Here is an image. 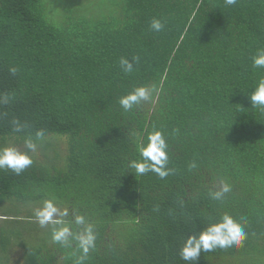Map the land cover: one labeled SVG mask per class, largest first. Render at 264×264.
<instances>
[{"label": "trees", "instance_id": "16d2710c", "mask_svg": "<svg viewBox=\"0 0 264 264\" xmlns=\"http://www.w3.org/2000/svg\"><path fill=\"white\" fill-rule=\"evenodd\" d=\"M43 3L0 0V147L23 151L25 138L45 133L20 175L0 169V206L12 207L0 217L30 220L31 206L52 200L69 209L66 221L83 214L94 225L83 264H186L188 235L228 214L247 234L243 245L202 252L194 264H264V112L250 101L264 79L253 66L264 0H117L106 14L61 23ZM134 56L125 72L121 57ZM140 86L150 99L125 111L120 98ZM13 121L27 128L15 132ZM155 130L172 172L135 176L129 162ZM222 181L231 191L214 200ZM11 233L0 230L5 264L25 243ZM48 234L39 252L26 246L21 264H79L75 242Z\"/></svg>", "mask_w": 264, "mask_h": 264}, {"label": "clouds", "instance_id": "9594fccd", "mask_svg": "<svg viewBox=\"0 0 264 264\" xmlns=\"http://www.w3.org/2000/svg\"><path fill=\"white\" fill-rule=\"evenodd\" d=\"M237 0H225L227 6H233ZM153 31L159 32L164 28V23L160 19L153 18L150 24ZM139 61V57H132L131 60L121 57L119 63L125 72H131L134 63ZM253 66L264 68V50H260L253 57ZM15 75L18 71L16 67L9 69ZM152 95V89L144 86L135 88L120 98L119 104L128 111L135 105L148 101ZM253 107L259 108L264 112V79L260 80L257 87L250 95ZM14 131L21 132L27 128L26 124L13 121ZM44 131L37 130L36 140L27 137L24 140L26 150H20L15 146L0 147V169H10L15 175H20L25 169L30 167L35 155H38L37 140L44 138ZM148 142L139 148L142 159L132 160L128 167L134 170L135 176L143 175L148 172L156 173L160 178L168 176L172 169L168 168L169 157L167 154L168 145L161 131L155 130L148 135ZM190 167H196L195 163ZM231 188L223 181L218 190L210 192L214 200H222ZM35 218L41 227L53 226L52 241L64 247L73 246V242L82 252L79 264H83L88 257L90 250L95 249L96 234L94 225L88 221L85 215L75 214L73 221H66L64 218L69 216V209L58 207L52 200H45L42 207L35 210ZM75 225L74 228L72 225ZM247 238V234L240 222H237L231 215L224 214L219 222L212 223L203 228L199 233L188 235L184 245L180 249V258L186 264H194L198 261L202 252H212L217 248L228 249L241 247Z\"/></svg>", "mask_w": 264, "mask_h": 264}, {"label": "rangeland", "instance_id": "374dc122", "mask_svg": "<svg viewBox=\"0 0 264 264\" xmlns=\"http://www.w3.org/2000/svg\"><path fill=\"white\" fill-rule=\"evenodd\" d=\"M43 5L45 7V11L47 15L55 20H58V23L66 20L69 15L73 14H87L93 15L97 17V14L104 13L106 14L108 11L113 9L117 3V0H43ZM92 17V16H90ZM3 210L8 211L11 207L9 206H0ZM12 208V207H11ZM0 209V213L3 214ZM17 209V208H13ZM22 209V208H21ZM29 210V213L33 217L32 219L28 220L25 218H19V221L16 219H5V217H0V230L11 229L12 233L17 232L20 230L21 232V240L23 239L24 245L19 246L14 249L10 256V264H21L23 262V255L25 252L29 250H35L37 252L43 247L42 242L48 243L50 241L49 234L53 230L52 225H48L46 227H41L39 223L36 221L35 218V210L37 208H33ZM24 212H28L25 209H22ZM11 211V210H10ZM9 211V212H10ZM16 211V210H15ZM11 218V217H8ZM32 220V221H31ZM35 220V221H33ZM31 226L35 227V230L30 232H25L24 228H32ZM11 233V234H12ZM35 235V238H34ZM38 237V238H37ZM29 240H34V243H29ZM27 246V247H26ZM0 264H5L2 260V256H0Z\"/></svg>", "mask_w": 264, "mask_h": 264}]
</instances>
